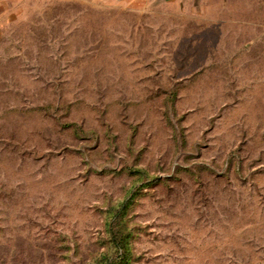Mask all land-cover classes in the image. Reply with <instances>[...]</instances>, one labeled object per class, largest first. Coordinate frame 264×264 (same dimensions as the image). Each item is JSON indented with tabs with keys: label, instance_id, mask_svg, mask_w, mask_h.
<instances>
[{
	"label": "rangeland",
	"instance_id": "rangeland-1",
	"mask_svg": "<svg viewBox=\"0 0 264 264\" xmlns=\"http://www.w3.org/2000/svg\"><path fill=\"white\" fill-rule=\"evenodd\" d=\"M219 1L22 2L0 264H264V7Z\"/></svg>",
	"mask_w": 264,
	"mask_h": 264
},
{
	"label": "crops",
	"instance_id": "crops-1",
	"mask_svg": "<svg viewBox=\"0 0 264 264\" xmlns=\"http://www.w3.org/2000/svg\"><path fill=\"white\" fill-rule=\"evenodd\" d=\"M27 1V0H0V43L2 39V33L4 32L5 28L7 25H10L16 21V19L20 16V12L22 11V2ZM114 2H120L121 4H126L127 2H130L132 0H111ZM166 3H171L173 0H163ZM193 6H197L198 4L200 5L201 0H191ZM239 5L240 7L244 8H261L264 7V0H220L217 4L218 7L220 8H228L229 5ZM234 8V7H233ZM249 14V13H248ZM248 19H245L243 21H237V22H247V23H258V22H263L264 23V18L263 19H252L254 16L248 15ZM252 17V18H251ZM214 23L219 24V23H228L231 24L235 22L231 21H224L223 19H220V17L216 18Z\"/></svg>",
	"mask_w": 264,
	"mask_h": 264
}]
</instances>
